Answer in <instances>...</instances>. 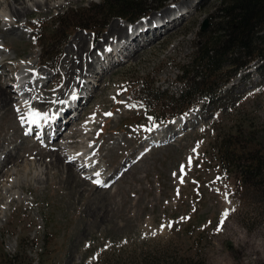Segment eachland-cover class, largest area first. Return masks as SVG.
I'll return each mask as SVG.
<instances>
[{
	"label": "rangeland",
	"instance_id": "374dc122",
	"mask_svg": "<svg viewBox=\"0 0 264 264\" xmlns=\"http://www.w3.org/2000/svg\"><path fill=\"white\" fill-rule=\"evenodd\" d=\"M46 1L50 7L46 8ZM93 1L97 0H20L17 5L25 15L16 21L10 6L0 5V62L5 60L0 63V81L14 101L13 108L0 111V166L4 155H21L15 161L21 170L0 178V264L26 259L30 264H264V192L244 183L236 168L221 165L218 151L222 137L238 138L242 145L247 137H264L261 62L251 61L237 70L226 66L218 74L221 87L215 95L154 123L145 113L161 118L176 109L178 99L171 97L158 105L155 97L139 90L138 82L153 80L170 95L178 94L184 87L177 80L180 66L189 62L204 20V28L211 26L218 1L147 0L150 10L132 22L88 12L86 6ZM168 6L180 13L166 11L161 19L174 18L175 25L153 38L139 31L140 42L132 45L135 50L128 34L112 38L108 33L114 23L128 31L156 15L155 25ZM67 8L79 10L77 16H84L96 32L77 26L58 54L61 41L56 44L52 66L45 65L39 43L50 47L44 43L46 28ZM64 17L76 22L71 15ZM79 35L87 38L94 72L85 73L78 85L56 98L59 92L54 91L67 81L60 69L67 56L75 58L73 41ZM119 39H127L128 53L113 48L111 58L107 52ZM133 50L136 55L128 58ZM19 73L27 75L25 81L31 80L24 89L17 87ZM45 87L52 98L44 94ZM74 92L83 100L65 112L53 137L48 132L38 138L36 125L32 129L22 125L24 115L17 107L23 102L48 115L68 105ZM72 124L73 129L88 130L87 139L81 133L67 138ZM156 129L164 130L162 138L153 137ZM57 145L65 156L63 166L70 162L79 172L48 166L53 159L50 151ZM79 156L88 158L90 168ZM11 167L13 163L3 166V172ZM93 167L101 174L92 176Z\"/></svg>",
	"mask_w": 264,
	"mask_h": 264
},
{
	"label": "trees",
	"instance_id": "16d2710c",
	"mask_svg": "<svg viewBox=\"0 0 264 264\" xmlns=\"http://www.w3.org/2000/svg\"><path fill=\"white\" fill-rule=\"evenodd\" d=\"M217 1L215 14H211V26L199 30L196 48L191 53L189 62L180 66L181 75L177 80L184 82V87L178 94L170 95L153 80L147 82L142 79L138 82L139 90L142 89L149 96L155 97V103L158 105L170 100L171 97L178 99L176 109L163 114L161 118H155L154 113H145L156 123L165 122L195 107L199 101L215 95L217 89L221 87V79H217L218 74L226 66L234 65L231 70H237L246 67L251 61L258 60L264 68V0ZM88 4H86L88 12L94 10V13L101 18L104 15H111L129 22L147 14L150 10L147 0H97ZM67 9L59 12L46 28L49 34L44 43L48 44L50 49L43 48L39 43L42 48L40 61L45 65L52 66L51 61L54 58L51 57L56 53V44L61 41L57 46L58 54L61 43L77 26L92 28L90 24L84 22L85 19H82L84 16H77L79 10ZM66 15L73 16L76 22H69L64 17ZM39 29L40 32L43 30ZM90 30L96 32V29ZM149 87H151L150 91ZM245 141L246 145H242L238 138L234 139L230 136L220 138L218 141V151L222 155L220 164L228 163L236 168L244 183L254 184L256 189L264 192V137L255 140L247 137ZM26 260L19 264H30V261ZM12 264L18 263L12 261Z\"/></svg>",
	"mask_w": 264,
	"mask_h": 264
},
{
	"label": "bare ground",
	"instance_id": "6f19581e",
	"mask_svg": "<svg viewBox=\"0 0 264 264\" xmlns=\"http://www.w3.org/2000/svg\"><path fill=\"white\" fill-rule=\"evenodd\" d=\"M7 3L8 4V6H10V16H12V17H14L13 19V21H16L17 20V18H19L22 14L23 15H25L24 14V11H22V7H20V6H18L17 5V3L18 2H20V0H4V1H1L0 0V5H2L3 3ZM184 3H186L185 1L184 2H182L181 3V5L183 6L184 5ZM6 4V5H7ZM19 4V3H18ZM42 4L40 3V2H38V6H41ZM45 5H46V8L47 7H50L51 5H50V3H48L47 1H46V3H45ZM37 6V7H38ZM19 7V8H18ZM174 9H177L175 6H168V7H166L163 11H162V13L160 14H158V17L161 19V17H164V15H165V13H166V11H174ZM179 11V10H178ZM165 12V13H164ZM175 12H177V11H174V13L173 14H175ZM174 17V16H173ZM180 17V16H179ZM152 18V17H151ZM156 18V15H155V17H153V19H151L150 20V22L148 21V24H146V23H142V22H146L147 20H146V18L145 19H142L141 21H139L138 23H136V24H134L130 29H128V31L125 29V28H122V27H120L119 25H118V23H114L113 25H112V28H111V32H108L109 34H110V36H112V38L113 37H119V36H121V35H123V36H125V35H127V37L129 38V40H130V42H129V44H130V46L132 47V45H137V43H139L140 42V39L137 37V35L139 34L138 32L139 31H141V32H143V31H145V35H149V37L151 38H153V37H156V35L158 34V32H159V34L161 35L162 34V30L161 29H165L166 30V28H171L173 25H175V19L174 18H172L171 20H168V19H170V18H168L167 19V17H166V19L164 20L163 18H162V23H161V26L160 27H157V26H155V27H153L152 28V26H153V20ZM157 20V19H156ZM172 23V24H171ZM9 24V23H8ZM11 24V23H10ZM143 24H144V26H143ZM134 26H135V28H134ZM171 26V27H170ZM163 27V28H162ZM131 29H133L132 31H130ZM164 30V31H165ZM127 31V32H126ZM131 32L130 34L128 33V32ZM140 32V33H141ZM156 32H157V34H156ZM114 35H116V36H114ZM108 38H110V37H107L106 39H108ZM123 38V37H122ZM87 38H85L84 36L82 37V35H79L78 37H76V39L73 41V43H75L76 44V51H74V54H75V58L73 59L72 58V56L71 55H69V53H70V51H72L71 49H68L67 50V52H68V55L69 56H67V58L65 59L66 61H64V65H63V68H61L60 70H61V72H62V74L64 75V77H66L67 76V81H64L63 80V83H62V87H59V88H57L54 92H56V91H58L59 93H58V96L56 97V98H58V97H63V94L66 92V91H68V89L69 88H71L73 85H78V80L80 79V77L81 76H83V75H85V73H87L88 72V74L89 73H93L94 72V70H93V64L92 63H89V56H91L92 54H90L89 53V48H88V46H86L87 45V41L85 42V40H86ZM104 39V38H103ZM106 39H104V40H106ZM155 39V38H154ZM120 40V39H119ZM118 40V41H119ZM115 42H117V41H115ZM116 48H114V49H116V50H122V51H124V50H126L127 51V53H128V41H127V39H126V42H123L122 40H120V42H118V43H116ZM132 49H134L135 50V47H132ZM139 49V48H138ZM133 50V51H134ZM112 51H113V48H112V50H109L107 53L109 54V56H111V58H112ZM132 51V53H130V54H128L127 55V57L128 56H132V55H136V52L134 51L133 52ZM137 51V50H136ZM132 54V55H131ZM93 58V57H92ZM129 58V57H128ZM131 58V57H130ZM3 61V62H2ZM1 62L2 63H4L5 62V60L3 59V60H1ZM0 62V63H1ZM116 62H118V61H116ZM119 62H121L120 60H119ZM27 64V63H26ZM26 64H22L21 63V65L23 66V67H28ZM28 64H29V62H28ZM34 69V68H33ZM24 72H25V70H24ZM28 72V71H27ZM28 75H30V73H28ZM62 75V76H63ZM106 75V74H105ZM27 75L25 74V73H19L18 74V83H17V87H19L20 89H24L25 88V86H27V85H29V83H30V81H25L24 79H25V77H26ZM102 76L103 75H101L100 76V80H101V78H102ZM1 78V77H0ZM17 79V78H16ZM22 79L25 81L24 82V84H22ZM45 86H47V85H45ZM44 87V86H43ZM46 87H45V91H46ZM64 89V90H63ZM97 89H98V87H96L95 88V90H94V92H96L97 91ZM100 89H104L103 87L102 88H100ZM42 90V89H41ZM43 93V92H42ZM29 94H31L30 92H29ZM44 94H46V95H48V98H50L51 96H49L50 94H51V92L50 91H46ZM52 98V97H51ZM55 98V97H54ZM84 98H86V97H84ZM71 99H73V102L71 103H68V101L66 102V103H68V105H66V104H64V105H62L61 106V108H58V109H55V110H53V112H51L50 114H48L47 116H46V118L44 119V118H41V119H39V121H40V125L37 127L39 130H40V135L38 136V138L40 137V138H45V137H47L48 135H47V133L49 134V135H54V133L56 132V130H57V128H59L62 124H63V122H64V120H65V116H64V114H65V112L68 110V112L70 111V110H72V108H76L78 105H79V103H81V101L83 100V98L82 97H80V95L78 94V92H74L73 93V97L71 98ZM38 100V99H37ZM89 100V99H88ZM88 100L86 101L85 100V103L86 102H88ZM44 102V101H43ZM35 103V102H34ZM38 107L41 105V102H36L35 103ZM45 104V103H44ZM52 104V103H51ZM12 105H13V107H14V101L11 99V96H10V94H9V92L5 89V87H4V83L3 82H1L0 81V111H2V110H4V109H10L11 107H12ZM16 105V104H15ZM12 107V108H13ZM18 109H21V111H20V115L22 114V115H24V124H22V125H24V126H28L30 129H32L33 127V125H35V123H32V120L30 119V117H29V113L30 112H32V111H36L35 109H31L30 108V106H28L26 103H22V104H20L18 107H17ZM41 108V107H40ZM60 109V110H59ZM52 111V110H51ZM77 116V115H76ZM76 116H74V118L76 117ZM27 118L29 119V120H27ZM27 121V122H26ZM185 123V122H184ZM74 125L75 124H72V127H70V129H69V132H68V137L67 138H71L72 136H76L77 134H79V133H81L82 134V136L84 137V138H86L87 139V136H88V133H89V131L88 130H85V132H83L82 130H80V129H77V128H75V129H73L74 128ZM160 125H162V124H160ZM76 127V126H75ZM88 127V126H87ZM162 127V126H161ZM160 128V127H159ZM84 129H86V127L84 128ZM83 129V130H84ZM162 131H164L163 129H160V130H158V129H156L155 131H153L154 133H152L154 136L153 137H157V138H162L163 137V134H161L162 133ZM151 132V131H150ZM29 135V134H28ZM151 135V134H150ZM53 137V136H52ZM54 138H55V136H54ZM53 138V139H54ZM72 138H74V137H72ZM80 138H81V136H80ZM75 141H70V142H68V143H74ZM60 146L61 145H57V148H56V150H54V151H52V149H51V155H52V157H53V159L52 160H50V162H49V164H51V165H48L50 168H65V170H66V168L68 169V171H67V173L68 172H79V171H77L76 170V168H75V165H71V163L70 162H68V164H70V165H66V163H65V165L66 166H63V158L65 157L64 155H63V153H59L58 151H59V149H60ZM62 148V147H61ZM54 149V148H53ZM58 149V150H57ZM93 149V148H92ZM91 149V150H92ZM0 150H2L1 149V147H0ZM48 150V149H47ZM49 152V153H50ZM76 152H78V151H76ZM88 152V151H87ZM89 152H91V151H89ZM5 154V153H4ZM8 154V153H7ZM37 154H39V159H43V156H42V154H40V153H36V155ZM79 154V153H78ZM77 154V155H78ZM10 155V154H9ZM25 155V154H24ZM48 155V154H47ZM76 155V156H77ZM80 155V154H79ZM18 157L19 156H21V155H17ZM17 156H15V157H10V158H7L6 157V155H4V162H3V166H5V165H8L9 163H13V165H14V168H12L11 167V169L9 170L10 171V173H9V171L7 170L6 172H3V166L1 165L0 166V178L1 177H7V178H9L10 177V175H11V172L13 171V172H15V170H16V172H18L19 170H21V166L20 167H18V165H16L15 164V161H17V159H18V157ZM82 156V155H81ZM81 156H79V157H81ZM25 157H26V155H25ZM42 157V158H41ZM50 157V156H49ZM51 157V158H52ZM87 157V156H86ZM50 158V159H51ZM20 159V158H19ZM87 159L88 158H85V156H83V157H81V160L83 161V163H85V160H86V165L88 164L87 163ZM80 160V159H79ZM11 165V164H10ZM85 165V164H84ZM83 165V167H85ZM47 165H46V168L48 167ZM88 166V165H87ZM86 166V167H87ZM90 166V165H89ZM88 166V167H89ZM26 167V166H25ZM90 168V167H89ZM91 169H93V174H92V176L94 175H97L96 173H98L99 175L101 174V172L99 171V170H97V169H95L94 167L93 168H91ZM16 172H15V174H16ZM29 172V171H28ZM92 172V171H91ZM73 173V174H74ZM29 174V173H28ZM88 175V174H87ZM90 175V174H89ZM91 176V177H92ZM87 177V176H86ZM69 178V177H68ZM4 179H6V178H4ZM101 180V179H100ZM100 180H97L98 182L100 181ZM140 181V180H139ZM7 188V187H6ZM5 188V189H6ZM1 194L2 193H0V201L3 199V197L1 196Z\"/></svg>",
	"mask_w": 264,
	"mask_h": 264
},
{
	"label": "snow or ice",
	"instance_id": "6c2138e0",
	"mask_svg": "<svg viewBox=\"0 0 264 264\" xmlns=\"http://www.w3.org/2000/svg\"><path fill=\"white\" fill-rule=\"evenodd\" d=\"M106 115H111V113H106ZM46 116H47V114H41V113H39V112H36V111H32V112H30L29 113V117H30V119L32 120V123H38L39 122V119H41V118H46ZM193 151H195V149L193 150ZM189 162H191V158H189ZM184 171V166L182 165L181 166V172H183ZM97 175H99L98 173H97ZM175 175V174H174ZM227 215H228V213L227 212H225L224 213V217H227ZM220 223H221V225L224 223V220L222 219L221 221H220ZM219 230V229H218Z\"/></svg>",
	"mask_w": 264,
	"mask_h": 264
},
{
	"label": "water",
	"instance_id": "95a60500",
	"mask_svg": "<svg viewBox=\"0 0 264 264\" xmlns=\"http://www.w3.org/2000/svg\"><path fill=\"white\" fill-rule=\"evenodd\" d=\"M206 24H207V19L204 20L203 24H201L200 29L203 30Z\"/></svg>",
	"mask_w": 264,
	"mask_h": 264
}]
</instances>
